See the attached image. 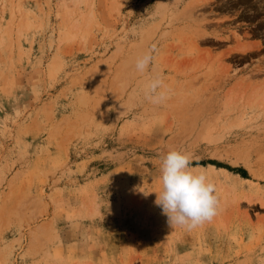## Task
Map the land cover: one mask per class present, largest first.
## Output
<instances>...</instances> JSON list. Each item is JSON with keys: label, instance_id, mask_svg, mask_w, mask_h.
Segmentation results:
<instances>
[{"label": "rangeland", "instance_id": "1", "mask_svg": "<svg viewBox=\"0 0 264 264\" xmlns=\"http://www.w3.org/2000/svg\"><path fill=\"white\" fill-rule=\"evenodd\" d=\"M169 150L220 197L191 231ZM0 264H264V0H0Z\"/></svg>", "mask_w": 264, "mask_h": 264}, {"label": "clouds", "instance_id": "2", "mask_svg": "<svg viewBox=\"0 0 264 264\" xmlns=\"http://www.w3.org/2000/svg\"><path fill=\"white\" fill-rule=\"evenodd\" d=\"M151 59L149 54L136 61V69L143 71ZM162 87L157 78L153 87ZM166 93L160 92L149 99L161 103ZM161 189L156 193L155 204L173 227L191 231L211 222L221 211L220 197L216 185L206 172H196L192 167V157L179 150H169L161 157Z\"/></svg>", "mask_w": 264, "mask_h": 264}]
</instances>
